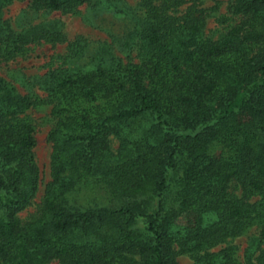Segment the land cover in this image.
I'll use <instances>...</instances> for the list:
<instances>
[{
    "label": "trees",
    "instance_id": "1",
    "mask_svg": "<svg viewBox=\"0 0 264 264\" xmlns=\"http://www.w3.org/2000/svg\"><path fill=\"white\" fill-rule=\"evenodd\" d=\"M90 1L29 5L74 12ZM142 1L117 39L124 57L103 42L46 75L50 180L26 217L39 168L21 115L37 99L0 77V264H177L180 253L264 264V0H231L237 22L215 36L204 32L214 6L175 14L183 0ZM39 40L61 34H1L0 63ZM252 225L243 261L214 250Z\"/></svg>",
    "mask_w": 264,
    "mask_h": 264
},
{
    "label": "rangeland",
    "instance_id": "2",
    "mask_svg": "<svg viewBox=\"0 0 264 264\" xmlns=\"http://www.w3.org/2000/svg\"><path fill=\"white\" fill-rule=\"evenodd\" d=\"M163 1L153 0V4L160 9ZM174 1L170 0L169 3ZM192 2L205 8L214 6L206 18L204 32L208 35L215 36L220 29L237 22V17L231 13V0H183L182 3L172 4L168 11L180 14ZM145 11L142 0H92L79 6L74 12L36 10L30 7L29 0H14L1 8L0 35L17 34L32 26H43L61 34V40L54 42L39 40L29 43L21 51L6 55L0 63L1 78L13 85L18 92L33 95L37 99L36 104L21 115L33 125L36 140L34 154L39 168V187L34 203L20 213L22 217L36 209L45 184L50 180L51 145L46 137L53 119L49 113L51 104L45 99L47 91L43 87L46 75L58 66L81 65L86 61V55H94L103 42L108 43L115 57H124L126 52L118 45L117 39L126 31L127 17L131 13L141 16ZM76 49L80 51L78 56L73 53ZM130 54L134 55L135 52ZM116 145V140L112 139V146ZM256 233L257 226L252 225L244 234L219 243L214 250L231 246L235 249V255L243 261L248 238ZM176 262L192 264L193 260L189 254L180 253L176 255Z\"/></svg>",
    "mask_w": 264,
    "mask_h": 264
}]
</instances>
